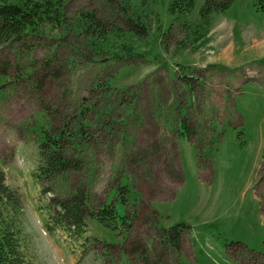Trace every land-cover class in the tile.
Returning <instances> with one entry per match:
<instances>
[{"label": "rangeland", "instance_id": "374dc122", "mask_svg": "<svg viewBox=\"0 0 264 264\" xmlns=\"http://www.w3.org/2000/svg\"><path fill=\"white\" fill-rule=\"evenodd\" d=\"M196 1L176 18L175 0H66L64 27L0 45V171L34 264H264V14L236 0L199 41ZM82 122L80 142L62 138L82 168L35 180L44 132ZM80 189L95 211L116 204L129 232L90 218L79 239L49 234V197ZM186 224L176 250L168 231Z\"/></svg>", "mask_w": 264, "mask_h": 264}, {"label": "trees", "instance_id": "16d2710c", "mask_svg": "<svg viewBox=\"0 0 264 264\" xmlns=\"http://www.w3.org/2000/svg\"><path fill=\"white\" fill-rule=\"evenodd\" d=\"M235 1L205 0L199 13L200 23L198 27H202L201 32H199L201 36L196 39L205 40L214 16L230 10L236 3ZM196 2V0H175L170 6L169 12L172 16L181 18L196 9ZM255 7L258 12L264 14V0H255ZM65 11L66 0H0V45L16 39L21 40L30 30H36L46 24L54 28L64 27L66 25ZM84 17V22L88 25L87 30L98 28L99 22H96L93 15ZM126 25L130 33H135L141 38L148 35V32H145L147 27L144 23L140 24L138 20L129 19L126 21ZM131 54H129L130 57L134 58ZM6 70L7 66L0 64V73L6 75ZM181 127L183 134L192 136L195 133L193 128H189L185 122L182 123ZM85 129L82 122L79 123L76 133L69 132L66 128L56 135H51L45 131L44 140L40 143L43 160L37 172L33 173L34 179L46 182L53 180L59 174L81 169V161L65 156L62 138L65 137L73 143L80 142ZM6 181L4 172L0 171V264H34L26 249L20 222L23 213L22 196ZM90 203V196L83 189L74 192L70 198L49 197L46 205L48 219L45 228L47 232L55 234L62 231L68 237L76 240L87 233V220L90 218L96 220L104 228L120 231L123 227H127L125 230L129 232L130 218L127 215L122 216L116 204L110 202L95 211ZM179 226L181 229L178 226L171 228L166 237L170 245L176 250L181 248L183 230L188 229L187 225ZM142 252L145 260H147V251L143 249Z\"/></svg>", "mask_w": 264, "mask_h": 264}, {"label": "crops", "instance_id": "0c3cea01", "mask_svg": "<svg viewBox=\"0 0 264 264\" xmlns=\"http://www.w3.org/2000/svg\"><path fill=\"white\" fill-rule=\"evenodd\" d=\"M187 225V224H186Z\"/></svg>", "mask_w": 264, "mask_h": 264}]
</instances>
